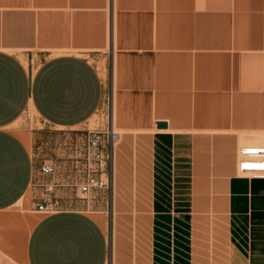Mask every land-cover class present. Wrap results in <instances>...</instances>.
Masks as SVG:
<instances>
[{
    "label": "crops",
    "instance_id": "0c3cea01",
    "mask_svg": "<svg viewBox=\"0 0 264 264\" xmlns=\"http://www.w3.org/2000/svg\"><path fill=\"white\" fill-rule=\"evenodd\" d=\"M110 82L103 226L75 150L35 159L14 125L84 135ZM262 132L264 0H0V264H264V176L240 168ZM46 161L62 209L36 219L16 205Z\"/></svg>",
    "mask_w": 264,
    "mask_h": 264
},
{
    "label": "rangeland",
    "instance_id": "374dc122",
    "mask_svg": "<svg viewBox=\"0 0 264 264\" xmlns=\"http://www.w3.org/2000/svg\"><path fill=\"white\" fill-rule=\"evenodd\" d=\"M110 88L111 82L109 84V92L105 96L104 109L100 108V110L97 111V113L88 121V129L105 130L107 129V126L113 127L112 96L110 94ZM14 128L16 132L25 139L35 159L53 160L55 162L58 158L59 161L61 152L64 149L68 151L70 147H72V149L75 150L74 156H78V159L81 161L80 156L83 155L84 150V135H82V133L85 129H56L46 124L37 114H35V111L33 112L32 110H28L21 118H19L15 123ZM114 129L120 133L123 132V129L117 126H114ZM257 135L259 134L254 133L255 137ZM77 164V167L69 169L71 179L72 177H77L78 179L81 178L77 172H79L78 170L82 165L79 162H77ZM54 175V172L48 175L39 174V180L37 179L33 183L27 194L18 202L16 208H18L23 214L35 216L36 219L39 216L46 214L47 211H38L37 202H39V199L36 194L39 192L41 198L51 199V197H53L51 195L54 194L53 190L56 188L53 184ZM80 182L81 179L79 181L73 179V181H69L68 187L76 188V198L80 201L84 209L93 212L92 214H94L96 218H98L99 215L104 216L106 222L108 221L109 223V187L105 188L102 194L99 192H91V195L83 196L79 190ZM44 183H49L48 187H50L51 190H44L42 186Z\"/></svg>",
    "mask_w": 264,
    "mask_h": 264
},
{
    "label": "built area",
    "instance_id": "2783aa9c",
    "mask_svg": "<svg viewBox=\"0 0 264 264\" xmlns=\"http://www.w3.org/2000/svg\"><path fill=\"white\" fill-rule=\"evenodd\" d=\"M120 138V132L108 126L105 130H86L84 134V150L80 156L82 162L81 182L79 190L83 194L109 187L110 169L115 146ZM240 168H250L249 174L264 176V147L245 146L240 149ZM55 170L52 161L43 162L40 171L47 175ZM41 211H58L62 209L59 197H51L37 202Z\"/></svg>",
    "mask_w": 264,
    "mask_h": 264
},
{
    "label": "bare ground",
    "instance_id": "6f19581e",
    "mask_svg": "<svg viewBox=\"0 0 264 264\" xmlns=\"http://www.w3.org/2000/svg\"><path fill=\"white\" fill-rule=\"evenodd\" d=\"M35 111V110H34ZM36 112V111H35ZM37 114V113H36ZM119 132V131H118ZM242 145L243 147L245 146H251V147H264V132L260 133L259 135H257L256 137L252 138V139H247V140H243L242 141ZM243 172H250V168H242ZM83 196H88L91 195L92 193H88V194H83L81 193ZM98 219L101 221L103 226H106V219L104 216L99 215ZM98 220V221H99Z\"/></svg>",
    "mask_w": 264,
    "mask_h": 264
},
{
    "label": "water",
    "instance_id": "95a60500",
    "mask_svg": "<svg viewBox=\"0 0 264 264\" xmlns=\"http://www.w3.org/2000/svg\"><path fill=\"white\" fill-rule=\"evenodd\" d=\"M159 126L160 127H165L166 126V123L165 122H159Z\"/></svg>",
    "mask_w": 264,
    "mask_h": 264
}]
</instances>
